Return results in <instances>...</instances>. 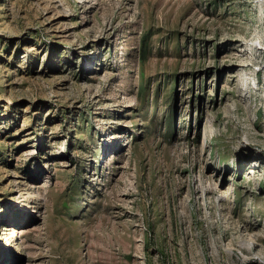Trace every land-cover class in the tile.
<instances>
[{"label":"rangeland","instance_id":"rangeland-1","mask_svg":"<svg viewBox=\"0 0 264 264\" xmlns=\"http://www.w3.org/2000/svg\"><path fill=\"white\" fill-rule=\"evenodd\" d=\"M0 264H264V0H0Z\"/></svg>","mask_w":264,"mask_h":264},{"label":"bare ground","instance_id":"bare-ground-1","mask_svg":"<svg viewBox=\"0 0 264 264\" xmlns=\"http://www.w3.org/2000/svg\"><path fill=\"white\" fill-rule=\"evenodd\" d=\"M222 196V195H221ZM224 196V195H223Z\"/></svg>","mask_w":264,"mask_h":264}]
</instances>
